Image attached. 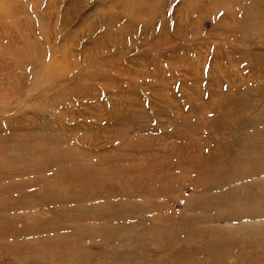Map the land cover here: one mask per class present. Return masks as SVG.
I'll list each match as a JSON object with an SVG mask.
<instances>
[{"label": "rangeland", "instance_id": "obj_1", "mask_svg": "<svg viewBox=\"0 0 264 264\" xmlns=\"http://www.w3.org/2000/svg\"><path fill=\"white\" fill-rule=\"evenodd\" d=\"M263 72L264 0H0V126L102 226L0 264H264Z\"/></svg>", "mask_w": 264, "mask_h": 264}, {"label": "bare ground", "instance_id": "obj_2", "mask_svg": "<svg viewBox=\"0 0 264 264\" xmlns=\"http://www.w3.org/2000/svg\"><path fill=\"white\" fill-rule=\"evenodd\" d=\"M250 25L251 23L249 24V26ZM178 33H180V31ZM177 35L178 34H176V36ZM166 41L167 43H169V39ZM261 101L263 102L262 99ZM42 128H37L35 124H30L28 125V128H21V130H24V132L20 133L18 131L20 129H17L16 127H8L7 125L0 126V133L4 132L5 134H8L7 136L0 138V140H2L0 145V252L4 255L19 257V259L28 255L30 257L32 256L33 244H35L36 247L38 244L53 245L57 240L62 239L64 242L66 240L65 237L68 236L65 232L76 230V232H82L83 234H85L90 233L91 231L97 232L102 229L101 224H82L81 220H83L84 217L86 220L94 218H90L86 213L78 214L74 212L69 216L65 214V212H68L70 208L66 210L64 206L69 203H78L79 201L76 200L75 197H72L70 192L68 191L71 187L70 183L73 181L64 180L67 178V171L63 168H56L58 165V163L55 162L56 160L52 161L51 159H45L44 161L36 162V155L39 156V153H37L36 155L33 152L31 153L30 147L32 146H30V144H26L24 146L27 148L24 149L23 155H18L15 153V151H13V146L11 147V145L16 141L15 137L22 135V137L29 138L30 141L33 137L41 138L43 137L44 132H46V130ZM231 147L236 150L238 149L234 142L228 144V148ZM9 153L12 154L15 160L19 161H7ZM200 155L202 156V153ZM22 160H26V162H22ZM231 163L232 162L229 161V164ZM225 181L226 179L224 180V182ZM40 209L47 210L48 212H41L42 210L39 212ZM50 216L54 219H57V221L55 223H48L47 219ZM28 219L35 220L36 222L34 224H28L26 223V220ZM94 220L95 219L90 221ZM13 222L17 223V226H13V228L9 227L8 224H13ZM93 227H95V230H93ZM53 232H60L62 237L58 238L61 239L51 240L42 236V234L44 233ZM24 235L26 237H24ZM31 237L35 239H30ZM39 254L41 256H50L48 253ZM35 255L37 257L38 253L36 252ZM60 257L63 258L64 255L61 254ZM30 264L36 263L32 262Z\"/></svg>", "mask_w": 264, "mask_h": 264}]
</instances>
